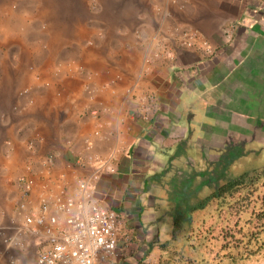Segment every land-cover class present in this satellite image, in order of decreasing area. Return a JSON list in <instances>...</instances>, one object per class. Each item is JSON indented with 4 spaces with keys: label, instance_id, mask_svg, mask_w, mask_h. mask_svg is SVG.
<instances>
[{
    "label": "crops",
    "instance_id": "crops-1",
    "mask_svg": "<svg viewBox=\"0 0 264 264\" xmlns=\"http://www.w3.org/2000/svg\"><path fill=\"white\" fill-rule=\"evenodd\" d=\"M130 6L131 16L117 19L100 46L104 56L132 58L109 61L106 72H136L138 78L98 87L95 97L69 87L68 95L40 103L30 122L22 120V130L28 126L22 142L34 139L24 145L34 150L26 151L46 155L47 168L39 169L48 170L22 178L36 201L34 186L51 192L75 188L94 169L90 154L108 160L114 171H100L95 194L121 215L115 264H156L171 231L168 217L157 222L166 197L160 185L205 169L206 160L218 159L231 140H250L235 133L248 127L249 118L230 100L238 101L235 91L248 69L264 70V0H131ZM185 33L195 34L196 43L185 42ZM252 62L255 67L248 66ZM127 86L134 96L123 92ZM13 218L10 225L23 223L14 210ZM25 242L26 256L10 248L9 259L31 262L42 244L33 237ZM4 253L0 246V264H9Z\"/></svg>",
    "mask_w": 264,
    "mask_h": 264
},
{
    "label": "rangeland",
    "instance_id": "rangeland-1",
    "mask_svg": "<svg viewBox=\"0 0 264 264\" xmlns=\"http://www.w3.org/2000/svg\"><path fill=\"white\" fill-rule=\"evenodd\" d=\"M130 4L131 0H0V246L3 253L7 249L4 256L9 264L10 252L19 250L7 248L3 242L4 228L10 226L13 210L22 198L19 180L22 175L33 176L38 171L48 170L39 169L41 165L47 168L44 164L46 155L26 151L34 148V145L28 149L24 146L34 144V139L22 142L24 134L28 133V126L22 130V120H29L28 117L45 101L50 103L51 98L63 93L68 95L71 90L85 97H95L102 89L98 87L118 82L130 84L134 77L138 78L136 72H106L109 61H130L132 58L104 56L101 52L104 53L105 48L100 46L106 34H111L108 28L117 19L131 16L133 8ZM250 65L255 67L256 63ZM248 73V78L235 91L238 101H230L249 118L248 127L236 128L235 133L249 135L250 140L247 145L241 138L240 141L231 140L234 142L228 146L230 148L220 154V158L229 156L233 159L226 171L228 178L264 167V70L248 69ZM77 80L81 81L83 89L76 87ZM71 82L75 84L70 85ZM131 91L129 86L123 90L129 97L134 96ZM206 122L212 124L210 118ZM202 125L198 126L201 130ZM196 140L210 143L208 137L201 140L198 136ZM187 145L191 149L196 147L191 140ZM219 145L215 143L213 150L217 151ZM218 159L208 158L206 167L209 165L214 170L221 167ZM33 188L34 191L37 189V196L43 190V187ZM212 189L204 186L198 197L209 194ZM251 196L256 200V208L257 203L264 200V181L256 185ZM240 215L233 205L220 207L217 200L211 202L203 210L193 213L186 242L180 240L166 250L160 249L162 257L156 264H264V245L255 250L258 247L255 242H264V224H260L264 218L249 221L245 219L248 216H242L245 219L242 220ZM241 224L243 230L258 233L250 241L251 252H256L247 256L244 243L237 249H230L233 234ZM191 246L197 248V252L193 253ZM239 249L244 254L242 259L236 251Z\"/></svg>",
    "mask_w": 264,
    "mask_h": 264
},
{
    "label": "built area",
    "instance_id": "built-area-1",
    "mask_svg": "<svg viewBox=\"0 0 264 264\" xmlns=\"http://www.w3.org/2000/svg\"><path fill=\"white\" fill-rule=\"evenodd\" d=\"M184 37L188 44L196 43L195 34L185 33ZM88 160L94 169L78 179L75 188L50 192L44 187L36 201L31 196V184L20 178L22 198L15 213L23 225L4 228L3 242L24 255L27 237L42 244L31 262L23 264H115L121 215L114 207L101 203L95 194L100 171L114 169L99 156L90 154ZM15 234L19 241L12 236ZM10 259L12 264H19L20 257Z\"/></svg>",
    "mask_w": 264,
    "mask_h": 264
},
{
    "label": "trees",
    "instance_id": "trees-1",
    "mask_svg": "<svg viewBox=\"0 0 264 264\" xmlns=\"http://www.w3.org/2000/svg\"><path fill=\"white\" fill-rule=\"evenodd\" d=\"M247 152H244L246 154ZM237 155H232L236 157ZM219 164L221 167L210 168L209 165L201 171H193L186 174L183 179L177 183L174 178L169 180L167 186L160 185L164 189V202L162 205V214L158 217L157 222L162 223L167 217L170 220L171 231L168 233L167 239L160 245L161 250H166L177 242L182 240L186 242L189 230L192 227V216L193 213L199 210H203L211 202L217 200L218 205L221 207L226 204L232 206L240 212V218L242 220L256 219L261 220L264 218V200H260L255 208L256 200L251 198V191L256 188V185L264 181V167L259 170H253V172H242L233 178H228L226 171L229 166L233 163V159L229 156L220 158ZM232 159V160H231ZM220 181L222 183L220 184ZM204 186L212 187V191L203 196L198 197V192L202 190ZM246 193V194H244ZM264 198V197H263ZM242 216H248L243 218ZM241 221V220H240ZM239 221V222H240ZM264 224V219L260 222ZM237 225V223H235ZM237 227V226H236ZM245 231L240 227L236 229L233 234L234 240L231 242L230 249H237L244 243L247 249V254H253L264 242H255L258 247L251 252V240L255 237L256 232ZM187 233L185 236L184 234ZM258 238H256L257 241ZM193 253L197 252V248L191 246L190 248ZM240 259L244 258L243 252L239 249L236 250ZM235 260V257L232 256ZM202 260V259H200Z\"/></svg>",
    "mask_w": 264,
    "mask_h": 264
}]
</instances>
